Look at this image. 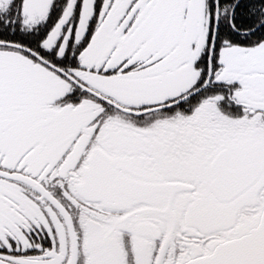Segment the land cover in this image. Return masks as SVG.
<instances>
[{
	"label": "snow or ice",
	"instance_id": "1",
	"mask_svg": "<svg viewBox=\"0 0 264 264\" xmlns=\"http://www.w3.org/2000/svg\"><path fill=\"white\" fill-rule=\"evenodd\" d=\"M0 264H264V0H0Z\"/></svg>",
	"mask_w": 264,
	"mask_h": 264
}]
</instances>
